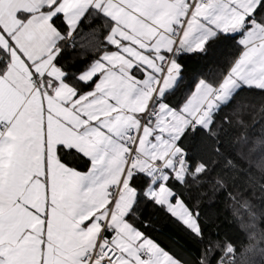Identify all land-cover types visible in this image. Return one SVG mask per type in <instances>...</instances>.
<instances>
[{
  "label": "snow or ice",
  "instance_id": "obj_1",
  "mask_svg": "<svg viewBox=\"0 0 264 264\" xmlns=\"http://www.w3.org/2000/svg\"><path fill=\"white\" fill-rule=\"evenodd\" d=\"M231 46L219 80L185 63ZM254 90L264 0H0V264H191L149 234L155 215L201 245L195 264H264L258 243L206 236L202 211L236 201L209 176L236 166L226 138ZM235 143L264 153V135Z\"/></svg>",
  "mask_w": 264,
  "mask_h": 264
},
{
  "label": "trees",
  "instance_id": "obj_2",
  "mask_svg": "<svg viewBox=\"0 0 264 264\" xmlns=\"http://www.w3.org/2000/svg\"><path fill=\"white\" fill-rule=\"evenodd\" d=\"M82 27L85 32L89 31L87 23L83 24ZM238 51L235 46L228 47L220 52L210 50L208 57L196 56L186 59L185 63L189 69L200 71L209 79L219 80L222 78L224 71L227 70L231 59L238 54ZM74 55L76 53L69 54V56ZM248 95L252 100V105L243 109L241 113L232 115L233 127L226 138V156H230L236 166H227L221 160L209 176L210 180L216 176L226 179L230 185L229 190L237 197L236 201H229L221 193L214 203L210 205L205 203L202 209L204 214L209 217L206 236L211 232L217 233L213 236V240L219 241L221 245H224L226 241H230L236 246L237 252L242 251L251 244L247 231L241 228L243 224L241 218L249 215V209L243 206L245 199L249 201L251 211L256 213L257 228L264 235V203L259 199V195L256 197L252 195L253 192L259 194L261 185H264V153L245 154L243 159L236 156L238 145L235 141L241 133H246L250 140L264 135V93L254 90ZM231 108L232 105H229L221 115L230 113ZM237 118L243 119V126L235 123ZM204 190L207 192L205 199L213 197L214 192L211 184H206ZM149 215L150 210L144 213L145 217ZM151 219L152 228L148 229L149 234L166 249L175 250L178 254L182 253L186 259L191 261V264H195L196 259L201 255V245L190 239L177 225L162 215L152 216ZM258 245L264 247V241L263 244L259 242ZM249 258V256L242 257L240 264H245ZM255 259L259 260V257H255Z\"/></svg>",
  "mask_w": 264,
  "mask_h": 264
},
{
  "label": "rangeland",
  "instance_id": "obj_3",
  "mask_svg": "<svg viewBox=\"0 0 264 264\" xmlns=\"http://www.w3.org/2000/svg\"><path fill=\"white\" fill-rule=\"evenodd\" d=\"M245 218H241V221L243 223V225L245 226V230L247 231V234H249V232H255V236L252 240H249V242L251 243H259V242H262L263 244V241H264V235L258 230L257 228V225H256V228L255 229H247V223L249 221V215H245L244 216ZM256 222H257V219H256Z\"/></svg>",
  "mask_w": 264,
  "mask_h": 264
}]
</instances>
